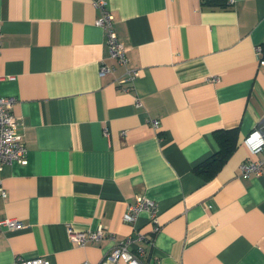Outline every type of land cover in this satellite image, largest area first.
<instances>
[{
    "label": "crops",
    "instance_id": "obj_1",
    "mask_svg": "<svg viewBox=\"0 0 264 264\" xmlns=\"http://www.w3.org/2000/svg\"><path fill=\"white\" fill-rule=\"evenodd\" d=\"M106 2L125 65L91 0H0V95L16 98L27 149L1 173L0 219L24 226L0 233V264H98L133 230L149 239L144 264H264V170H239L261 156L245 137L264 126V0ZM126 69L137 76L119 84ZM232 128L235 149L202 179L214 133ZM136 196L156 204L155 234L146 211L124 222ZM99 226L94 244L67 237Z\"/></svg>",
    "mask_w": 264,
    "mask_h": 264
},
{
    "label": "built area",
    "instance_id": "obj_2",
    "mask_svg": "<svg viewBox=\"0 0 264 264\" xmlns=\"http://www.w3.org/2000/svg\"><path fill=\"white\" fill-rule=\"evenodd\" d=\"M232 1V0H230ZM92 5L100 11V15L96 20V25L105 30L108 51L113 58H116L119 64L125 65V48L118 40L113 27V16L108 8L106 0H91ZM1 32V29H0ZM256 54L260 65H264V51L261 46L255 47ZM113 69L105 64H102L98 70L99 76L112 73ZM137 70L126 69V77L119 81V84H124L132 81L137 76ZM211 80H216V76H210ZM124 89L123 87H121ZM14 96L0 95V197L6 196L5 189L2 184V170L7 164L16 162L25 164L26 159V146L17 133V127L20 120L16 118L12 112L11 107L15 102ZM135 105L140 106L141 103L138 98L135 100ZM154 128L158 127L157 119H149ZM107 129H104V133ZM245 144L252 152H259L260 158L256 160H248L239 165L241 176L247 177L251 174L258 175L264 170V126L253 128L245 137ZM148 212L151 221L154 222L153 233L159 230L156 220L158 208L156 204L149 198L144 196H136L135 202L128 205L127 210L123 216L124 222L127 224H134L137 214L139 212ZM21 220L13 217H5L0 219V233L5 231L19 230L23 227ZM106 232L102 226L95 230L81 231L75 230L72 227L67 229L68 239L77 245L84 246L87 244H94L104 237ZM149 240L147 236L140 233L138 230H133L122 241L117 242L111 250L102 258L98 264H144L140 257L145 254V249L139 241ZM129 247L133 249L130 251ZM8 264H50L48 260L43 257L23 258L16 257ZM79 264H91L88 261H83Z\"/></svg>",
    "mask_w": 264,
    "mask_h": 264
},
{
    "label": "trees",
    "instance_id": "obj_3",
    "mask_svg": "<svg viewBox=\"0 0 264 264\" xmlns=\"http://www.w3.org/2000/svg\"><path fill=\"white\" fill-rule=\"evenodd\" d=\"M218 151L199 164L195 171L204 180L210 179L236 147V129L217 130L214 133Z\"/></svg>",
    "mask_w": 264,
    "mask_h": 264
}]
</instances>
